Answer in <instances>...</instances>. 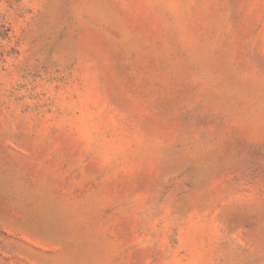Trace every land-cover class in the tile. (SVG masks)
Listing matches in <instances>:
<instances>
[{"label":"rangeland","instance_id":"1","mask_svg":"<svg viewBox=\"0 0 264 264\" xmlns=\"http://www.w3.org/2000/svg\"><path fill=\"white\" fill-rule=\"evenodd\" d=\"M0 264H264V0H0Z\"/></svg>","mask_w":264,"mask_h":264}]
</instances>
